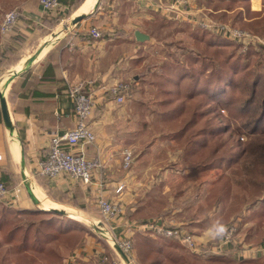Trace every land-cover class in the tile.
<instances>
[{
    "label": "crops",
    "instance_id": "crops-1",
    "mask_svg": "<svg viewBox=\"0 0 264 264\" xmlns=\"http://www.w3.org/2000/svg\"><path fill=\"white\" fill-rule=\"evenodd\" d=\"M59 1V10L49 14L38 0H0V23L13 9L21 13L14 32L6 37L0 35V60L2 55L8 58L0 64V92L7 99L11 120L10 129L4 123L0 105V180L7 177L5 181L11 191L23 182L25 185L18 198L0 200L17 208L32 209L35 204L29 195V187L43 206L58 207L59 202L49 201L50 194L66 193L70 200L78 202V206L61 202L60 206L77 213L94 233L87 235L62 264H111L115 254L100 230L133 239L140 231L136 225L151 220L140 219V213H125L127 197L122 195L123 192L116 193L128 175L122 168V153L127 148L137 149L128 144L138 134L133 123L139 122V116L133 114L132 107L141 98V92L139 83L134 82L139 79L142 69L149 65L148 54L158 45L150 28L157 19L163 18L172 23L178 38L185 35L184 28H193V18L198 19L206 13L197 0H189L190 5L176 6L175 9L171 8L172 0ZM262 9L261 0L251 1L252 12L258 13ZM56 17L62 20L54 26ZM77 17L83 19L72 25ZM66 22L70 28L64 35H58ZM92 29L100 30L102 37L93 38ZM138 32L146 35L144 41L137 39ZM45 47H48L46 51ZM141 57H145L142 62ZM8 73L13 75L10 77ZM84 80L95 81L97 105L90 124L97 141L66 149L89 158L98 157L103 167L94 173L89 185L68 175L50 180L38 172V164L48 158L52 138L75 127L70 92L75 83ZM119 82L131 84L123 104L117 103L108 93V89ZM183 170L190 174V178L199 179V175H193L189 169ZM100 198L118 203L122 207L121 215L105 221L97 204ZM133 206L128 205V208L132 210ZM162 216L168 222L200 234L197 236L199 242L206 244L211 239L204 234L213 232L211 227L219 215L185 213L178 206ZM246 246L251 249L244 250ZM256 247L246 241H237L218 254H229L237 262L257 260L264 254L256 252Z\"/></svg>",
    "mask_w": 264,
    "mask_h": 264
},
{
    "label": "trees",
    "instance_id": "trees-1",
    "mask_svg": "<svg viewBox=\"0 0 264 264\" xmlns=\"http://www.w3.org/2000/svg\"><path fill=\"white\" fill-rule=\"evenodd\" d=\"M197 1L210 17L214 18V13L219 21L228 23L229 14H233L231 26L264 36V0L258 13L251 11L252 0ZM61 20L56 17L53 25H59ZM151 28H154L150 31L152 38L170 50L164 54L158 70L152 65L145 66L134 82L139 83L141 92V98L133 104L140 129L128 144L136 147L146 144L149 149L159 139L176 142L185 167L193 175L217 174L211 193L217 198L215 203L225 200L222 195L236 186L243 193L241 204L251 211L255 226L261 227L264 225V46H251L243 51L241 44L200 27L192 30L194 42L188 46L174 39L167 41L175 30L163 18L157 19ZM158 32L164 37H157ZM1 58L0 64L8 60L5 55ZM144 59L141 57L140 62ZM147 84L156 88L150 92L153 99L146 100ZM6 179L2 177L9 188ZM50 196L78 206L66 193ZM161 219L141 224L168 222L164 217ZM93 233L91 227L72 218L44 212L36 206L17 208L0 200V251L5 250V264H35L29 253L38 260L60 264L63 260L57 253L60 246L75 250ZM259 234L254 246H264V233ZM133 239L138 249L136 264H189L188 259L169 250L174 242L178 243L175 240L157 237L151 231H139ZM212 244L202 247L201 254L218 264L232 262L229 254L212 253ZM237 264H264V256Z\"/></svg>",
    "mask_w": 264,
    "mask_h": 264
},
{
    "label": "rangeland",
    "instance_id": "rangeland-1",
    "mask_svg": "<svg viewBox=\"0 0 264 264\" xmlns=\"http://www.w3.org/2000/svg\"><path fill=\"white\" fill-rule=\"evenodd\" d=\"M255 7H257V4H255ZM203 11L206 13L205 16L202 15L203 17H208L214 22L227 25H230V22L232 21L234 16L233 14H229L228 23H224L216 18L218 16L217 14L212 13V15H214L213 18L208 15L206 10ZM67 24L68 22L64 23L59 32H62L63 27ZM195 27L193 26V28H184L185 35L181 36L183 38H181L180 36L176 38L175 33L173 32V34L168 37L167 41L170 42L174 39L176 41H181L185 45L191 46L194 42L191 33ZM236 28L250 33L246 29H242L237 26ZM153 30L154 28H150V31ZM156 34H158L157 37L160 38L164 37L165 35L160 32ZM250 34L259 38H264V36L261 35H255L252 33ZM237 43L242 45L243 51H246L251 46H263L257 43H251L248 45L239 42ZM168 50L170 49L165 48L163 43H158V45H156V48L152 50V53L148 54L149 65L154 66V68L158 70V67L162 65L165 59L164 54ZM171 50H175V48H172ZM7 75L10 76L9 73ZM155 90L156 88L152 85L147 84L145 86L147 97L146 100L153 99V97L150 95V92ZM133 114L136 115V112L134 110ZM133 129L139 131V122L136 121L133 123ZM133 150L135 153V161L129 170H124L126 171V174H128L125 179V189L123 190L122 194L123 196L125 195L127 197V205H125L127 207L125 213H140L139 215H141V218H139H144L145 220L161 219L163 218V213H168L170 209L174 210V208L178 206L184 209L185 213H216L219 216H217L211 227L213 232L209 235L204 234L207 239L211 240L206 241V244H202L203 247L210 243H217V239L220 236L217 233L218 228L221 225L227 226L228 223L231 222L238 225V242L247 241L248 244H253V241L258 237V235H260L259 232L261 231L262 233H264V225H262L261 227L255 226L256 222L251 218V211L248 210L247 206H243L241 204V197H243V193L239 188L234 186L226 195H222V197H226V199L216 204L215 201L217 198H214L210 194V192L213 191L217 183V174L215 172L209 173L207 175L200 176L198 180L189 177L190 174L186 173V171L183 170L187 168L182 161V151L176 142L171 140L159 139L156 140L152 147L149 149L148 145L142 144L139 145L137 149ZM119 172L121 173V171ZM49 201L55 203V201L57 200L54 201L53 198H50ZM60 205L61 204L59 202L58 207H61ZM128 205H134L133 209L130 210V208H128ZM63 217H69L85 224L83 220H78V218L76 217H72L69 215ZM250 229H253L254 231ZM251 231L253 232L251 233ZM195 235L199 236L200 234ZM133 242L135 244L134 239ZM213 244L212 247L214 246ZM169 250L175 252L181 257H184L185 259H188L189 264H218V262L210 260L208 256L204 254L196 256L197 254L192 253L191 251L184 248L181 244L178 245V243L176 242H174L172 249L169 248ZM72 251L73 250L71 248L65 246H60L57 249V253L63 258V260L68 255H70ZM4 252V249L0 251V264H5L3 261V256L5 255ZM215 253L217 255V252ZM137 254L138 249L134 245L133 256L135 260L138 259ZM29 255L34 260L35 264H51L34 258L33 253H29ZM63 260L60 262V264L63 263ZM237 263V260L232 259V262L229 264ZM54 264H59V262L56 261ZM167 264L173 263L168 262Z\"/></svg>",
    "mask_w": 264,
    "mask_h": 264
},
{
    "label": "built area",
    "instance_id": "built-area-1",
    "mask_svg": "<svg viewBox=\"0 0 264 264\" xmlns=\"http://www.w3.org/2000/svg\"><path fill=\"white\" fill-rule=\"evenodd\" d=\"M42 9L49 14L56 13L60 8L59 0H38ZM190 5L189 0H172L171 8L176 6ZM21 13L17 9L7 12L0 23V35L6 37L11 35L19 20ZM192 24L202 29L213 33L220 34L225 38L236 41L242 44L257 43L264 46V38H259L251 35L248 32L240 30L236 27L214 22L208 17L201 16L193 18ZM90 34L95 39H100L102 33L98 29H92ZM71 46L73 44L71 43ZM12 76L13 73H10ZM10 76V77H11ZM95 81H79L75 83L70 92L71 99L74 103V115L76 125L71 130H68L63 135H57L52 138L50 145V153L48 158L42 160L38 164V172L50 180H55L61 175H68L74 180L81 181L85 185L92 183L94 173L100 170L103 165L98 157L89 158L85 154H76L70 148H77L87 144H94L97 141V135L91 127L90 120L96 109V99L94 97ZM131 89V84L128 82H119L108 89V93L114 97L119 104L126 101V95ZM68 147L69 149H66ZM122 168L129 170L134 161L135 153L133 149H125L122 153ZM24 182L12 191L9 190L3 181L0 180V199L18 198L24 187ZM125 189V185L118 186L116 193L120 194ZM98 208L105 221H111L118 218L122 213V207L115 202L108 201L105 198L98 200ZM162 221V219H158ZM226 231L219 234L217 243L212 247V253H221L224 247L236 243L238 240V225L233 223L229 226H224ZM140 231H151L157 237L172 239L181 244L184 248L195 254H201L203 245L199 242L197 236L187 227L178 225L172 222H153L149 224L136 225ZM104 237L108 240L115 257L111 264H136L133 256L134 243L132 237L113 236L108 230H100ZM109 233V236H108ZM119 246L127 255L128 260L125 261L115 249ZM253 248V247H252ZM256 252L264 254V246L256 247ZM251 247L246 246L244 250H250Z\"/></svg>",
    "mask_w": 264,
    "mask_h": 264
},
{
    "label": "water",
    "instance_id": "water-1",
    "mask_svg": "<svg viewBox=\"0 0 264 264\" xmlns=\"http://www.w3.org/2000/svg\"><path fill=\"white\" fill-rule=\"evenodd\" d=\"M83 19V17H77L75 19H73L72 21V25L77 24L78 22H80ZM71 25V26H72ZM136 37L139 41H144L146 38V35L142 34V33H136ZM0 105H1V110H2V115H3V119H4V123L5 125L11 129V120H10V115H9V110H8V106H7V99L6 97L2 94V92H0ZM29 190V195L31 196V199L33 201V203L35 204V206L44 211V212H49V213H54L60 216H68L67 215V208L65 206H61V207H52V206H43L42 203L37 199V197H35V195L33 194V192L31 191V189L28 187ZM115 249L117 250V252L121 255V257L127 261L128 257L127 255L123 252V250L119 247L116 246Z\"/></svg>",
    "mask_w": 264,
    "mask_h": 264
},
{
    "label": "bare ground",
    "instance_id": "bare-ground-1",
    "mask_svg": "<svg viewBox=\"0 0 264 264\" xmlns=\"http://www.w3.org/2000/svg\"><path fill=\"white\" fill-rule=\"evenodd\" d=\"M70 27H69V23L67 24V25H65L64 27H63V31L62 32H59L58 33V35H64L65 34V32H67V30L69 29ZM48 47H45V51H46V49H47ZM18 72V71H17ZM10 79V78H9ZM9 79H8V84H9ZM67 215H69V216H72V217H76V218H78V219H80V216L77 214V213H75V212H73V211H71V210H68L67 209Z\"/></svg>",
    "mask_w": 264,
    "mask_h": 264
},
{
    "label": "clouds",
    "instance_id": "clouds-1",
    "mask_svg": "<svg viewBox=\"0 0 264 264\" xmlns=\"http://www.w3.org/2000/svg\"><path fill=\"white\" fill-rule=\"evenodd\" d=\"M226 231L225 227L223 225H221L218 230H217V233L218 234H223L224 232Z\"/></svg>",
    "mask_w": 264,
    "mask_h": 264
}]
</instances>
